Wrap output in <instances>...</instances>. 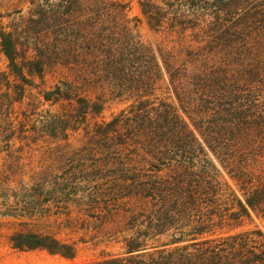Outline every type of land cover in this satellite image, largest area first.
Instances as JSON below:
<instances>
[{
  "label": "trees",
  "instance_id": "trees-1",
  "mask_svg": "<svg viewBox=\"0 0 264 264\" xmlns=\"http://www.w3.org/2000/svg\"><path fill=\"white\" fill-rule=\"evenodd\" d=\"M136 1L151 40L130 0L0 14V197L27 193L0 212L28 226L8 244L72 260L61 233L83 229L123 252L68 264H264V232L232 231L264 219V0ZM112 101L126 105L99 119Z\"/></svg>",
  "mask_w": 264,
  "mask_h": 264
},
{
  "label": "rangeland",
  "instance_id": "rangeland-1",
  "mask_svg": "<svg viewBox=\"0 0 264 264\" xmlns=\"http://www.w3.org/2000/svg\"><path fill=\"white\" fill-rule=\"evenodd\" d=\"M31 0H0V14L3 17L2 22L6 25L10 21L17 20L21 15L28 17L29 9L32 7ZM131 10L130 16H137L142 19L140 25V32L143 34L145 39H153V34L148 30L145 20L140 12L138 3L136 0H130ZM34 36L32 35L31 41ZM23 40H27L25 37ZM28 41L29 38H28ZM6 61L3 55L0 54V70H5ZM57 75L53 76L51 73H46L43 78L35 77V85L26 91L25 97L14 104L15 111L18 113L28 106L27 103L34 99H41L40 92L44 89H48L54 85L57 81ZM36 102V101H35ZM126 103L119 101L108 102L105 105L101 115L98 117L103 119H109L111 115L117 113L122 109ZM49 108V105L44 103L39 106V111ZM76 145V143H75ZM40 151L35 150L24 153V159L29 161L31 165L35 166L39 160ZM5 152L0 154V164L5 160ZM7 160V158H6ZM30 166H27V168ZM1 169V167H0ZM13 186V184H11ZM2 190V194L7 196L6 202L0 197V212L2 210L7 211L8 205L11 207L15 205L17 198H15V192H20L21 198H26L27 193L24 188L10 187ZM20 189V191H19ZM25 190V191H23ZM1 195V194H0ZM5 200V199H4ZM7 203V204H3ZM22 206V207H21ZM24 203H18L19 208H23ZM11 207V208H13ZM26 221L22 217H12L7 215H0V264H68V263H81L89 262L97 259L107 257L112 254H119L123 252L121 245L111 239H105L101 236H93L92 232H84L83 229H78L76 233H70L65 236L64 232L61 233V237L77 242L78 251L76 256L72 260L65 259L58 255H51L43 249L34 250H17L11 248L8 244V235L18 229H26L28 226L21 222ZM21 223V224H20ZM92 226L91 224H89ZM259 228L264 232V219L256 217L252 214V219H245L243 224L232 231L249 230ZM55 229V228H53ZM231 231V232H232Z\"/></svg>",
  "mask_w": 264,
  "mask_h": 264
}]
</instances>
